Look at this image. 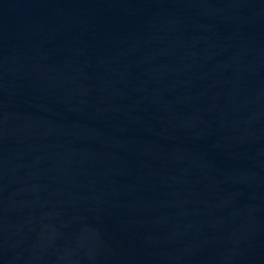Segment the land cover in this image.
<instances>
[{
    "label": "water",
    "instance_id": "obj_1",
    "mask_svg": "<svg viewBox=\"0 0 264 264\" xmlns=\"http://www.w3.org/2000/svg\"><path fill=\"white\" fill-rule=\"evenodd\" d=\"M0 264H264V0H0Z\"/></svg>",
    "mask_w": 264,
    "mask_h": 264
}]
</instances>
